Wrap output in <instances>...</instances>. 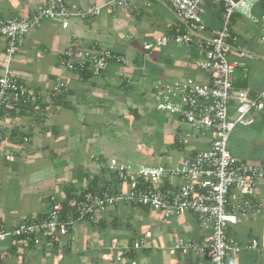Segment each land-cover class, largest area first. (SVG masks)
Instances as JSON below:
<instances>
[{"label": "crops", "instance_id": "crops-1", "mask_svg": "<svg viewBox=\"0 0 264 264\" xmlns=\"http://www.w3.org/2000/svg\"><path fill=\"white\" fill-rule=\"evenodd\" d=\"M68 1L84 7L104 5L110 0ZM45 2L0 0V17L28 16ZM129 2V9L103 11L86 19L73 17L66 28L58 19L44 20L18 41L12 70L32 89L35 98L47 106L40 110L36 106L33 111L17 109L0 130V224L5 227L11 228L27 218L41 217L48 212L51 197L62 199L70 190L82 189L99 175L96 160L116 158L113 154L117 138L110 132L113 124L119 125L118 121L127 117L126 108H140L143 114L148 110L159 113L153 108L150 97L154 83L178 77L191 78L201 72L197 63L203 53L197 45L171 41L164 47L143 49L144 43L169 33L176 23L168 0ZM217 6L216 14H219L221 5ZM252 13L259 21L262 18L260 5L255 4ZM239 16L241 14L234 15L232 30L238 35L240 44L259 58L245 59L244 66L235 69L234 88H248L254 94L264 89V47L259 45L260 42L264 44V30L249 29ZM242 35L245 38L241 39ZM72 42L84 46L97 42L101 48L123 55L129 64L121 66L111 62L101 75L84 79L64 69L58 60ZM4 48L5 39L0 37V71ZM191 50L199 56L183 66L179 57L188 56ZM229 59L239 60L235 52ZM203 79L204 76H199L200 81ZM58 95L70 107L55 105L53 101ZM254 118L250 126H235L229 136L228 149L237 159L255 156L240 151L241 143L251 147L259 143L264 147V114ZM247 161L262 163L256 158ZM258 195L261 210L228 228L241 251H229L226 264H264L263 188L258 189ZM127 206L119 204L101 212L95 223L80 221L79 229L74 228L70 234L60 237L53 246L33 245L19 237H8L0 241V264H129L104 259L102 255L112 239L128 245L145 234L149 239L132 257L137 264L206 263L203 254H171L168 251L178 237L200 241L209 234V229L201 228L191 213L161 220L158 212L142 210L138 212L142 226L140 235L122 226L110 229L108 219L124 215ZM252 240H256V247L250 246Z\"/></svg>", "mask_w": 264, "mask_h": 264}, {"label": "built area", "instance_id": "built-area-1", "mask_svg": "<svg viewBox=\"0 0 264 264\" xmlns=\"http://www.w3.org/2000/svg\"><path fill=\"white\" fill-rule=\"evenodd\" d=\"M209 2L221 5V27L206 34L202 13ZM168 3L176 23L169 33L144 43L143 49L164 47L172 41L197 45L202 50L197 66L204 73L203 80L158 81L150 89L153 108L169 116V125L176 133L171 145L189 151L170 165L137 164L114 157L97 159L96 167L109 175L108 182L70 198L51 197L48 212L39 218H27L11 228L0 224V241L19 237L33 245L53 246L54 241L70 234L78 222H97L101 212L127 204L158 212L161 220L191 213L201 228L209 229V234L200 241L178 237L168 249L171 254L195 252L206 256L205 264H226L229 251H241L228 228L261 210L258 189H264V165L234 157L228 149V139L235 126L252 125L253 113L264 110V89L252 94L248 88H234L235 69L243 67L244 60L254 58L255 54L240 44L231 24L234 14L251 15L252 21L257 22L252 13L255 4L260 5L264 18V0H168ZM129 7V0L84 7L68 0H46L31 15L0 17V37L5 39L0 72V130L13 114L12 109L34 96L11 67L23 36L44 20L58 19L66 28L73 17L86 19L103 11L112 13ZM233 52L239 60L229 59ZM58 60L64 69L78 75H101L111 62L129 64L123 55L101 48L97 42L87 46L72 42ZM146 146L144 142L138 144L139 148ZM149 237L145 234L128 245L112 239L102 257L137 264L123 254L143 248ZM256 245V240H252L250 246Z\"/></svg>", "mask_w": 264, "mask_h": 264}, {"label": "rangeland", "instance_id": "rangeland-1", "mask_svg": "<svg viewBox=\"0 0 264 264\" xmlns=\"http://www.w3.org/2000/svg\"><path fill=\"white\" fill-rule=\"evenodd\" d=\"M217 5L218 4L209 2L203 7L202 19L206 26V34H210L212 29H218L221 27V25L219 26L221 23L220 12L219 14H216V9L218 8ZM239 17H241V20H245L244 22L248 24L249 29L254 30L260 28L264 30V18L254 22L252 21L251 15H241ZM243 38H245V35H242L241 39ZM259 45L264 47V44L261 42ZM262 49L263 48H261L259 52H261ZM198 56L199 55L196 51L191 50L188 53V56L186 55L179 57L180 64L185 66L189 62H193L196 58H198ZM255 58H259L256 53ZM196 73L197 75L195 74L191 78L178 77L177 79L173 80L168 79L169 81L167 82H187L188 80L200 82L199 76H204V73L199 71ZM262 114H264V110L254 112L253 116H259ZM169 120V116L163 114L162 112L155 114L150 112V110L144 112V114H142V116L138 119L127 115L125 119L123 118L121 121H118L119 125L113 124L112 126L110 134L115 135L117 138L116 149L113 155L119 160L129 159L131 162L137 164L144 163L154 165L161 163L170 165L180 161L182 156L188 152L189 149L187 148L183 152L171 145L176 133L173 126L169 125L171 124ZM118 126H120L122 130H120ZM141 141L146 143L147 146L145 148L138 147V144ZM253 145L252 148L251 146H246L245 144L243 145L241 143V145L238 147V149L242 152L247 151L248 153L255 155L254 157H251V155L245 156L243 158L244 161L250 163V161L247 160L256 158L258 161L262 162L261 164L264 165V147L259 143H254ZM140 211H142L141 208L128 205L124 215L119 214L116 219H108V225L110 226V229L113 227H115V229H119L122 226L123 229L130 228L132 231L134 230V233L140 235L142 231V226L140 224L141 220L138 218V212ZM87 224L91 225V223ZM79 225L80 222L76 224L75 228L79 229ZM105 240L107 241L108 239L105 238Z\"/></svg>", "mask_w": 264, "mask_h": 264}, {"label": "trees", "instance_id": "trees-1", "mask_svg": "<svg viewBox=\"0 0 264 264\" xmlns=\"http://www.w3.org/2000/svg\"><path fill=\"white\" fill-rule=\"evenodd\" d=\"M234 15H235V14H234ZM234 15H233V17H234ZM233 17H232V20H233ZM0 72H1V71H0ZM80 76H81L82 78H84V79H92L93 77H97V76H99V75H92L91 73H82V74H80ZM123 83H124V82H123ZM123 83H121L120 86H121ZM56 98H57V99L53 101V103H54L55 105L70 107V104H69L68 102H66V101H62V100H61V97H60L59 95H58V97H56ZM45 104H46V103H41L39 98L36 99L35 96H32V97H31V98H30L25 104L18 105V107L12 109V113H14L17 109H18V110L20 109L19 111H22V109H24V110H30V111L32 110V111H33V109H35L36 106H37L38 110H40L41 108L46 109V106H47V105H45ZM126 112H127L128 115H130V116H132V117H134V118H136V119L140 118L141 115L143 114V113H142V110H140V108H137V107H131V106H129V107L126 108ZM155 116H156V115H155ZM23 136H26V135H23ZM23 136H21V140H22V137H23ZM108 180H109V175H104V171H101L99 175H95V176H94V177L88 182V184L85 185L82 189H80V190H78V191H77V190H70L69 192L66 193V196H65L64 198H70V197H72L73 195H75V194L77 195V193L79 194V193L83 192L84 190L89 189V188H91V187H93V186H95V185H100V184H102V183H104V182H108ZM74 191H75V192H74ZM132 206H133V205H132ZM135 207H137V208H141L143 211H146V212L149 211L148 209H146V208H142V207H140V206H135ZM44 215H46V213H45ZM44 215H42V216H44ZM93 223H95V222H93ZM101 224H102L103 227H105V224H104V223H101ZM56 242H58V240L54 241V244H55ZM135 255H136V252H132V253H129V254H123L124 257H129V258H132V257H134Z\"/></svg>", "mask_w": 264, "mask_h": 264}]
</instances>
